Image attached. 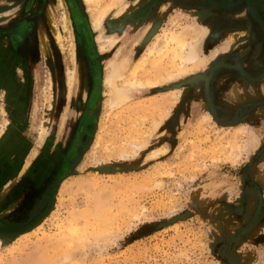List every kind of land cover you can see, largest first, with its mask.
<instances>
[{"label": "rangeland", "instance_id": "374dc122", "mask_svg": "<svg viewBox=\"0 0 264 264\" xmlns=\"http://www.w3.org/2000/svg\"><path fill=\"white\" fill-rule=\"evenodd\" d=\"M63 1L0 0V264H264V0Z\"/></svg>", "mask_w": 264, "mask_h": 264}, {"label": "bare ground", "instance_id": "6f19581e", "mask_svg": "<svg viewBox=\"0 0 264 264\" xmlns=\"http://www.w3.org/2000/svg\"><path fill=\"white\" fill-rule=\"evenodd\" d=\"M60 2H62V5H64V1L63 0H60ZM85 2H86V4L88 5V10H90V11H92V13L93 12H96L97 11V13L99 14V16H97V19L93 22V29H95V30H101V26H102V23H101V21H102V19H104V17L105 16H107V14H109V11H111V9L113 8V7H115V6H117L118 5V2H119V0H108L107 2H105V0H85ZM103 2H105L106 4H105V6L102 8V13H100L99 11H100V9H99V7L101 6V4L103 3ZM64 7V6H63ZM51 10H49L48 12H47V16H48V18L51 20L52 19V12H50ZM92 13H91V15H92ZM64 15H66V14H64ZM90 15V16H91ZM52 21V20H51ZM64 30V28L62 29V31ZM166 33V32H165ZM207 33V31H205L204 32V34H203V36H205V34ZM57 36L59 37V38H61V36H60V34H59V32H57ZM97 38H99V41H102V36H101V34H100V36H98ZM156 38H158V36H156L155 37V39ZM176 38L175 37H172L171 38V40H175ZM108 41H109V39H107ZM59 41H60V39H59ZM200 46V45H199ZM198 45L197 46H195V45H192V46H190L189 47V49L187 50V53H186V55H185V57H184V60H185V62L186 63H189V64H191V63H194L195 61H196V59L198 58V56H199V47ZM154 48H151L150 49V51L152 52V50H153ZM158 50H160V49H158ZM44 52H45V54L46 55H50V48H49V46H48V44H45V46H44ZM122 62V61H121ZM120 62V63H121ZM127 62V61H126ZM113 63H114V61H113ZM115 64V66H116V63H114ZM114 64H113V66H112V69H114L115 70V66H114ZM123 64H124V62H123ZM142 64H145V61H141L140 62V66L142 65ZM110 65V64H109ZM111 66V65H110ZM118 66H120V67H117L116 66V70L114 71V70H112V74H109V76H108V78L107 79H105V81H104V83L106 84V87L108 86L109 88H111V89H113V88H115V87H113L114 86V82H115V80H116V78H117V76L121 79V77H123V75H122V73L119 71V70H121L122 68H123V70H126V69H124L125 67H123V65H121V64H119ZM121 68V69H120ZM9 69H10V67H9V65H8V63H6V62H3V64L2 63H0V71H2L3 70V72H2V78H3V75H4V73L5 72H8L9 71ZM111 70V69H110ZM121 73V74H119V72ZM117 72V73H116ZM111 73V72H110ZM1 75V74H0ZM69 75V74H68ZM69 78H70V80L72 81L73 79H74V76H73V73L72 74H70V76H69ZM118 78V79H119ZM8 81H10V79L8 80ZM125 84V83H124ZM133 87V86H132ZM130 89V88H129ZM128 89V90H129ZM133 89H134V87H133ZM113 92H114V90H112ZM124 91L125 90H122V88H121V91H117L116 92V90H115V92L113 93V95L114 94H116V96L113 98V100H114V102L115 103H122L125 99H126V95L124 94ZM126 92V91H125ZM129 92H131V91H129ZM112 93V92H111ZM126 93H128V91L126 92ZM128 94H130V93H128ZM113 102V103H114ZM6 121V120H5ZM1 133V132H0ZM44 135V134H43ZM98 203V202H97ZM78 232V231H77ZM77 235V234H76ZM81 235H83V234H81ZM67 237L66 238H68V239H70V238H72V239H74V236H75V233H73V232H69L68 233V235H66ZM76 237H78V235L76 236ZM72 239L70 240V241H72ZM82 238L80 237V240H81ZM83 240H84V238H83ZM99 241H100V239H98ZM69 241V242H70ZM79 241V240H78ZM82 242V241H81ZM74 243V242H73ZM72 243V244H73ZM83 243V242H82ZM71 244V242L69 243V245ZM70 253V252H69ZM65 255V254H64Z\"/></svg>", "mask_w": 264, "mask_h": 264}, {"label": "flooded vegetation", "instance_id": "af4514ba", "mask_svg": "<svg viewBox=\"0 0 264 264\" xmlns=\"http://www.w3.org/2000/svg\"><path fill=\"white\" fill-rule=\"evenodd\" d=\"M30 25H32V24H30V23L27 22V21H25V22H23L22 24H20V25L17 27L16 32L13 33V35H12V37H11V38H12L11 41H12L13 43H16V41H17L20 37H22L25 33H27L26 30L29 28Z\"/></svg>", "mask_w": 264, "mask_h": 264}, {"label": "trees", "instance_id": "16d2710c", "mask_svg": "<svg viewBox=\"0 0 264 264\" xmlns=\"http://www.w3.org/2000/svg\"><path fill=\"white\" fill-rule=\"evenodd\" d=\"M263 239V238H262Z\"/></svg>", "mask_w": 264, "mask_h": 264}]
</instances>
